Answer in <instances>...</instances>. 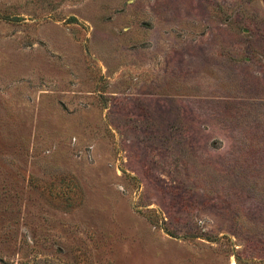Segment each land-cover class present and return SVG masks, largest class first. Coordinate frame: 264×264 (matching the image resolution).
<instances>
[{
	"label": "rangeland",
	"instance_id": "1",
	"mask_svg": "<svg viewBox=\"0 0 264 264\" xmlns=\"http://www.w3.org/2000/svg\"><path fill=\"white\" fill-rule=\"evenodd\" d=\"M0 264H264V0H0Z\"/></svg>",
	"mask_w": 264,
	"mask_h": 264
}]
</instances>
